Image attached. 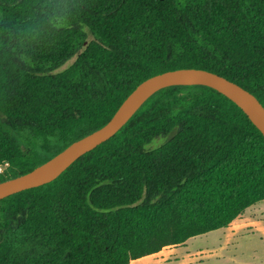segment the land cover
<instances>
[{
    "label": "trees",
    "instance_id": "obj_1",
    "mask_svg": "<svg viewBox=\"0 0 264 264\" xmlns=\"http://www.w3.org/2000/svg\"><path fill=\"white\" fill-rule=\"evenodd\" d=\"M190 68L264 106V0H0V183ZM261 201L262 132L212 88L169 86L56 180L0 201V264H131Z\"/></svg>",
    "mask_w": 264,
    "mask_h": 264
},
{
    "label": "water",
    "instance_id": "obj_2",
    "mask_svg": "<svg viewBox=\"0 0 264 264\" xmlns=\"http://www.w3.org/2000/svg\"><path fill=\"white\" fill-rule=\"evenodd\" d=\"M174 85H201L218 91L239 106L264 135V106L250 91L223 76L203 69L168 71L142 82L122 103L113 118L100 129L72 143L29 173L1 182L0 201L53 182L81 156L115 136L149 98Z\"/></svg>",
    "mask_w": 264,
    "mask_h": 264
},
{
    "label": "rangeland",
    "instance_id": "obj_3",
    "mask_svg": "<svg viewBox=\"0 0 264 264\" xmlns=\"http://www.w3.org/2000/svg\"><path fill=\"white\" fill-rule=\"evenodd\" d=\"M164 140H155L153 146ZM173 248L166 249L163 254L170 253ZM176 248L177 257H184L187 264H264V201L249 208L228 228L191 238ZM160 261L145 257L131 264H159Z\"/></svg>",
    "mask_w": 264,
    "mask_h": 264
},
{
    "label": "crops",
    "instance_id": "obj_4",
    "mask_svg": "<svg viewBox=\"0 0 264 264\" xmlns=\"http://www.w3.org/2000/svg\"><path fill=\"white\" fill-rule=\"evenodd\" d=\"M182 246V245H181ZM170 247H175L172 250H169L170 253L164 255V252H167L166 249L170 248ZM177 246H169L164 248L161 252L154 254V255H150L147 257H152V259H161L159 264H187L185 262V258L184 257H177V253L175 252L178 248H176ZM145 258V257H144ZM141 260V259H139ZM138 261V260H136ZM135 262V261H133ZM189 264H195V262H189Z\"/></svg>",
    "mask_w": 264,
    "mask_h": 264
}]
</instances>
